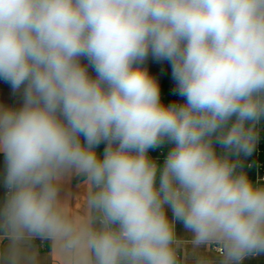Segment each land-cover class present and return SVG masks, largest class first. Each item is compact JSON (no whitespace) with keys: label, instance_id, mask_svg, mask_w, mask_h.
Wrapping results in <instances>:
<instances>
[{"label":"clouds","instance_id":"clouds-1","mask_svg":"<svg viewBox=\"0 0 264 264\" xmlns=\"http://www.w3.org/2000/svg\"><path fill=\"white\" fill-rule=\"evenodd\" d=\"M149 51L172 62L186 104L160 103L139 66ZM0 78L26 83L20 110L0 108L5 264H35L24 244L36 236L53 264H178L165 205L223 264L264 251V188L213 148L214 135L255 147L245 123L264 116V0H0ZM165 137L175 147L156 187L147 152ZM67 169L90 182L83 215L58 200Z\"/></svg>","mask_w":264,"mask_h":264},{"label":"crops","instance_id":"crops-1","mask_svg":"<svg viewBox=\"0 0 264 264\" xmlns=\"http://www.w3.org/2000/svg\"><path fill=\"white\" fill-rule=\"evenodd\" d=\"M26 83L20 88L13 89L10 83L0 81V108L18 111L25 103ZM80 139H85L82 137ZM104 146L102 142L94 146ZM106 147V146H105ZM97 156H104L99 155ZM219 156L232 159L236 157V151H229L223 147L219 148ZM6 157L0 152V264H5V258L10 247V240L5 235L3 229V208H4V179L6 171ZM254 187H257L255 180H249ZM89 180L86 174L78 173L75 169H67L61 173L58 187V200L66 204L70 210L78 215L86 212L84 200L89 191ZM167 219L174 226L175 237L182 253L181 264H223V254H218L214 249L215 242L209 245H195L193 243V233L185 228L182 220L174 217L172 208L169 205L164 206ZM24 247L29 254L34 255L35 264H53L52 251L53 244L50 239L39 236L27 240ZM238 264H264V251L247 254Z\"/></svg>","mask_w":264,"mask_h":264},{"label":"trees","instance_id":"trees-1","mask_svg":"<svg viewBox=\"0 0 264 264\" xmlns=\"http://www.w3.org/2000/svg\"><path fill=\"white\" fill-rule=\"evenodd\" d=\"M152 62L150 53L147 55L146 60V66L150 68V63ZM157 64L153 68L154 71L157 73L159 79L161 80H168L172 81L176 84H178L177 80L173 76V66L172 62L168 59L159 58L157 59ZM90 71L94 72L95 69L93 67L90 68ZM177 97H184L180 95L179 92V86H177ZM236 120V117L233 116L229 122L227 127H230L232 123H234ZM260 125L262 127V130L259 131V133H256V121H246L245 126L246 127H252L256 137H259V144H256L255 141V147L251 154H245L243 152H236V157L229 159L231 163H234L236 165L235 173L236 174H244L247 176L249 180L255 179V169L253 167H249L248 164L252 163L253 165L257 162H260L264 165V116L260 117ZM221 144L217 141L216 136H213V148L216 152V154L219 156V148ZM175 147L174 142L169 140L168 138H164L163 141L152 148L148 149L147 156L148 158L157 164L158 171L156 176V187H159V181L160 176L162 174L165 161L171 152V150ZM98 159H103V156H97Z\"/></svg>","mask_w":264,"mask_h":264},{"label":"built area","instance_id":"built-area-1","mask_svg":"<svg viewBox=\"0 0 264 264\" xmlns=\"http://www.w3.org/2000/svg\"><path fill=\"white\" fill-rule=\"evenodd\" d=\"M150 53V56H151V59L153 58L154 60H157L158 58H156L152 53L151 51H149ZM146 60H147V57L145 58V60L139 65L141 68L143 69H146L149 76L152 77L156 83L158 84L159 86V89H160V103L165 106V107H168L170 105H177V106H181V105H184L186 104L187 100H186V97H177L176 94H177V89H176V93L174 94V96H168V95H164L163 93V89H162V80L159 79L157 73L154 71V67L152 65V62L150 63V68L146 66ZM79 62L80 64L85 67L87 69V72H88V75L92 78V79H95L97 77V73L96 71L92 72L90 71V68L92 67L91 64L89 63L88 59L86 57H80L79 58ZM0 81L2 83H9L8 81L0 78ZM175 86L177 88V86H179L178 84L175 83ZM61 119H63L61 117ZM256 133H259L260 130H262V127L260 125V118L256 121ZM84 137L83 135H80L79 138H82ZM103 143L104 146L108 147V142L106 140H102L101 141ZM256 144H259V137L257 136L256 137ZM117 145L116 144H113V147L115 148ZM157 165V164H156ZM249 167H253L255 169V182H256V185L257 187H260V188H264V165L260 162H257L256 164H252V163H249L248 164ZM158 168V167H157ZM6 177H7V166H6V171H5V179H4V206L7 202V200L9 199L10 195H11V190L9 189L7 183H6ZM1 238V236H0ZM176 238V237H175ZM176 241H177V244L175 245V248H176V252H177V260H178V264H181L182 262V253H181V250L179 248V245H178V240L176 238ZM213 249L220 255H222V251L220 249V246L219 245H214L213 246Z\"/></svg>","mask_w":264,"mask_h":264},{"label":"rangeland","instance_id":"rangeland-1","mask_svg":"<svg viewBox=\"0 0 264 264\" xmlns=\"http://www.w3.org/2000/svg\"><path fill=\"white\" fill-rule=\"evenodd\" d=\"M152 60V65L155 66L158 62L157 60H154L153 58L151 59ZM162 89H163V93L164 95H168V96H174V94L176 93V86H175V83L172 82V81H168V80H162ZM80 142L82 144V146H86V139H80ZM224 146L222 145V148ZM107 147L105 146H97V147H94V151L97 154L99 155H104V152H105V149Z\"/></svg>","mask_w":264,"mask_h":264}]
</instances>
